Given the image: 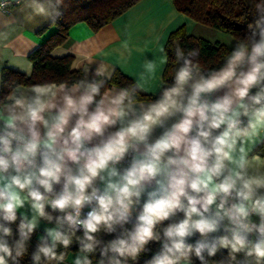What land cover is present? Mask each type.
Instances as JSON below:
<instances>
[{"label": "clouds", "instance_id": "obj_1", "mask_svg": "<svg viewBox=\"0 0 264 264\" xmlns=\"http://www.w3.org/2000/svg\"><path fill=\"white\" fill-rule=\"evenodd\" d=\"M63 6L0 2L15 8L0 50ZM253 9L218 67L177 42L147 103L139 82L108 87L103 60L56 84L0 81V264H63L71 246L74 264H139L151 243L143 264H264V0Z\"/></svg>", "mask_w": 264, "mask_h": 264}, {"label": "crops", "instance_id": "obj_2", "mask_svg": "<svg viewBox=\"0 0 264 264\" xmlns=\"http://www.w3.org/2000/svg\"><path fill=\"white\" fill-rule=\"evenodd\" d=\"M13 11H15L14 7L3 12ZM181 25H184L186 33L210 41H218L229 48L234 41L232 37L227 38L219 32H214L179 12L172 0H138L119 16L96 30L83 21L73 23L64 41L55 45L50 54L55 57L70 55L72 57L71 67L82 68L83 72L92 67L94 62L100 60L115 65L134 82H139L143 92L154 95L152 98L142 100L147 103L159 94L162 71L166 61L162 50H164L167 37L172 30ZM54 29V25L45 22L34 30L29 28L19 33L20 40L14 44L13 48L6 52L0 50L3 52L0 54V71L2 68H9L29 75L25 69L30 65L31 72L33 62L28 58V54ZM145 58L155 63L154 73H144ZM20 85L26 88L31 87ZM259 147L261 149L259 154L264 159V145ZM46 226L50 225L41 223L37 236ZM75 253H68L66 261L69 264H74V260L68 259Z\"/></svg>", "mask_w": 264, "mask_h": 264}, {"label": "trees", "instance_id": "obj_3", "mask_svg": "<svg viewBox=\"0 0 264 264\" xmlns=\"http://www.w3.org/2000/svg\"><path fill=\"white\" fill-rule=\"evenodd\" d=\"M137 1L64 0L63 15L58 18L56 23L49 22V25H54V31L28 54V58L33 62L31 75L9 68H2L0 81L32 86L37 83H59L77 78L83 73V69L71 67L72 57L70 55L52 56L50 54L51 49L64 41L68 29L73 23L83 21L93 30H96L112 21ZM172 1L179 12L186 14L196 23L224 31L233 39L243 36L246 25L252 18V13L254 12L253 3L255 2V0ZM177 42L185 49L198 48L200 52L198 57L199 64L206 68L218 67L223 63L225 54L231 50V48L218 41H210L206 38L186 33L184 25H181L169 33L164 45V50H168V58L165 61L162 78L171 79L175 65L171 49ZM132 82L134 81L129 76L117 69L115 76L107 86H125ZM8 91V88L0 86V98L4 97ZM153 96L142 91L138 99L145 100ZM166 223L167 221H165ZM38 231L39 229H37ZM37 232L30 241L29 253L36 245ZM103 238L111 239L112 237L104 236ZM149 247L151 251L142 254L139 264H143L144 260L150 258L152 252H155L159 245L151 243ZM70 252H76L75 246H71L66 250L63 264H69L66 261V257ZM216 258L218 259L219 255ZM22 264H30V258L26 256Z\"/></svg>", "mask_w": 264, "mask_h": 264}, {"label": "rangeland", "instance_id": "obj_4", "mask_svg": "<svg viewBox=\"0 0 264 264\" xmlns=\"http://www.w3.org/2000/svg\"><path fill=\"white\" fill-rule=\"evenodd\" d=\"M202 26H205V25H202ZM206 27L213 30L214 32H219L220 34H223V36H226L227 38H228V36L231 37L228 33L224 32V31H220V30L214 29V28L209 27V26H206ZM204 37H207V36H204ZM74 257H75V255H71L68 260H74L73 259Z\"/></svg>", "mask_w": 264, "mask_h": 264}, {"label": "built area", "instance_id": "obj_5", "mask_svg": "<svg viewBox=\"0 0 264 264\" xmlns=\"http://www.w3.org/2000/svg\"><path fill=\"white\" fill-rule=\"evenodd\" d=\"M0 2H3V0H0ZM10 3L14 4L15 0H10ZM8 10H9V8L8 9H4L3 11H8Z\"/></svg>", "mask_w": 264, "mask_h": 264}]
</instances>
